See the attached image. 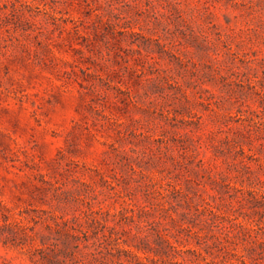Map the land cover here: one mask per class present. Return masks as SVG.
Segmentation results:
<instances>
[{"label":"rangeland","instance_id":"1","mask_svg":"<svg viewBox=\"0 0 264 264\" xmlns=\"http://www.w3.org/2000/svg\"><path fill=\"white\" fill-rule=\"evenodd\" d=\"M0 264H264V0H0Z\"/></svg>","mask_w":264,"mask_h":264}]
</instances>
